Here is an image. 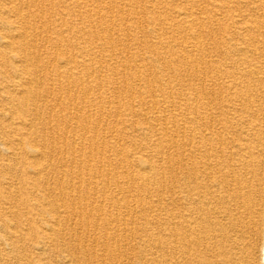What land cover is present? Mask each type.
<instances>
[{
    "label": "bare ground",
    "instance_id": "1",
    "mask_svg": "<svg viewBox=\"0 0 264 264\" xmlns=\"http://www.w3.org/2000/svg\"><path fill=\"white\" fill-rule=\"evenodd\" d=\"M140 1L0 0V264H258L264 0Z\"/></svg>",
    "mask_w": 264,
    "mask_h": 264
},
{
    "label": "rangeland",
    "instance_id": "2",
    "mask_svg": "<svg viewBox=\"0 0 264 264\" xmlns=\"http://www.w3.org/2000/svg\"><path fill=\"white\" fill-rule=\"evenodd\" d=\"M108 1V2H107ZM110 1L111 0H106V3H107V10L109 9V7L111 6V4H109L110 3ZM118 2L120 1V0H117ZM126 3H128V2H130V3H132L133 5H136L137 6V8H138V10H140V20L142 21V25H144L145 27H147V25H149V24H151L152 22H151V20L153 19V18H156L157 16H152V17H150V15H144L143 14V7H144V3L145 2H143L142 4H141V1L140 0H124ZM209 1H211V0H202L201 2H199V3H208ZM226 2H228V0H225ZM241 1V0H240ZM182 2V1H181ZM190 2H192L191 0H188V1H185L184 3H190ZM232 5H236V4H232ZM240 5V7L242 8L243 7V9H245L244 8V4H242V3H240L239 4ZM113 6V5H112ZM114 8H113V16H114V19H116V24H118V23H121L122 22V20H120L122 17L118 14V12H119V10H120V8L122 9V7H123V4H119L118 3V5L117 6H113ZM112 9V8H111ZM110 9V10H111ZM106 10V14H109L110 15V13H108V11ZM125 17H126V20L127 21H133V20H135L134 19V17L135 16H133L132 14H130L129 12H126V14H125ZM107 19L108 20H110L111 19V17L109 18V17H107ZM146 19V20H145ZM153 21V20H152ZM110 22H111V20H110ZM117 26V25H116ZM214 28L215 27H213L212 25H210V24H206V31H208V32H210V31H214ZM117 32L119 33V31H118V29H117ZM145 38V37H144ZM143 39V38H142ZM153 41H155V40H153ZM261 50H263L264 49V46H262L261 48H260ZM142 56L143 55H138V53H137V50L136 49H133V51L129 54V57L128 58H130L131 60H136L138 63H140V62H142V63H145V60L142 58ZM139 60V61H138ZM147 62V61H146ZM174 74V73H173ZM172 74V75H173ZM171 75V76H172ZM169 76V75H168ZM263 90V91H262ZM257 94V95H256ZM258 94L260 95L259 96V98H258V103L256 104V105H254L253 106V109L256 111V109H257V107H259L260 105L264 108V85H262V86H260V88H259V90H258V92L256 93L255 92V94L254 93H252V97H254L255 99L257 98V96H258ZM218 97H219V99L220 100H222V97H224L225 96V94H216ZM215 95V96H216ZM262 95V96H261ZM217 97V98H218ZM262 97H263V99H262ZM261 99V100H260ZM178 103H179V100H178ZM260 103V104H259ZM235 104H236V106H237V115L238 114H240L241 116H244V118L245 117H248V115H249V113L251 112L250 110H246V106H245V104L243 103V100H240V101H236L235 102ZM259 105V106H258ZM236 107V106H234L233 104L231 105V107H228L227 108V110H228V114H230V115H232L235 111H232L233 110V107ZM260 108V107H259ZM263 113H264V111H263ZM262 112L260 113L259 111H256V117L257 118H259L258 120L260 121V118L262 117ZM216 115V117L218 118V119H220V112L219 111H217V113L215 114ZM237 115H235V119H230L231 121H235L232 125H233V128L235 129V128H237L236 127V123H237V120L236 119H238L236 116ZM185 116H187V117H192L193 116V113L192 112H190V113H187V112H185ZM232 117H233V115H232ZM262 124L261 125H264V122L262 121L261 122ZM217 125V126H216ZM231 125V126H232ZM259 126V127H256V130H253L254 132L256 131V133L258 134V137H260V138H258V144H257V146L258 145H260V146H263V144H264V128H262L261 130H260V128L261 127H264V126ZM215 126H216V128H220V125H218L217 124V122L215 123ZM238 129V131L235 133L236 135L235 136H239L238 138H240V136L241 137H244L245 136V132H247V131H249L250 129H251V126H249V124H248V126H241V127H238L237 128ZM241 133V134H240ZM230 137H231V139H230ZM233 137H234V135H232V134H227V135H225L224 137H223V141H224V143H228V144H232V140H233ZM261 148V147H260ZM259 202V201H258ZM262 205V204H261ZM256 208H260V209H263L264 210V205L261 207V206H256L255 207V209ZM259 209V210H260ZM258 211V210H257ZM251 241L253 242V243H257V237L255 236V235H252V237H251ZM256 263H258V264H264V247L261 245V247H260V251L258 252V256H257V258H256Z\"/></svg>",
    "mask_w": 264,
    "mask_h": 264
}]
</instances>
